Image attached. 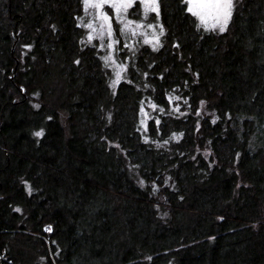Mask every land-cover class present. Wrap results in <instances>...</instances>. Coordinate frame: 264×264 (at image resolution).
<instances>
[{
	"label": "trees",
	"instance_id": "16d2710c",
	"mask_svg": "<svg viewBox=\"0 0 264 264\" xmlns=\"http://www.w3.org/2000/svg\"><path fill=\"white\" fill-rule=\"evenodd\" d=\"M86 20L0 0L2 264H264V0H161L118 79Z\"/></svg>",
	"mask_w": 264,
	"mask_h": 264
},
{
	"label": "rangeland",
	"instance_id": "374dc122",
	"mask_svg": "<svg viewBox=\"0 0 264 264\" xmlns=\"http://www.w3.org/2000/svg\"><path fill=\"white\" fill-rule=\"evenodd\" d=\"M185 1L187 2V0ZM187 4L188 8L192 6L188 2ZM155 6L158 8L156 13L160 12L161 0H157ZM235 6L236 0H234L232 15L226 25H224L222 12H203L202 15H204L206 23H202L200 17H197L207 29L219 30L221 26L226 29L233 16ZM105 13L109 16L108 21L101 18ZM151 13L154 12L150 10V7H146L139 0L131 8L120 12H116L108 5L103 8H92L86 4L87 39L102 49L106 62L113 70L115 79L124 74L130 58V51L138 44L148 43L156 47L162 43L163 27L148 21ZM217 17L219 18L218 24ZM213 25L216 26L213 27Z\"/></svg>",
	"mask_w": 264,
	"mask_h": 264
},
{
	"label": "snow or ice",
	"instance_id": "6c2138e0",
	"mask_svg": "<svg viewBox=\"0 0 264 264\" xmlns=\"http://www.w3.org/2000/svg\"><path fill=\"white\" fill-rule=\"evenodd\" d=\"M137 2L138 0H85V3L89 7L103 8L105 5H108L110 8H114L116 12H120L122 10L126 11ZM139 2H142L146 7H150L152 12L158 11V8L155 6L157 4V0H139ZM187 2L192 5L188 8V11L194 16H199L202 23H206L204 15H202L203 12H222L224 16V25L227 24L228 19L231 17L234 5V0H187ZM101 18L105 21L109 20V16L106 13L102 14ZM218 23L219 18L217 17V24ZM215 26L216 25H213V27ZM219 30L221 32L224 31V26H221ZM37 135H41V133H37ZM17 211L19 210L17 209Z\"/></svg>",
	"mask_w": 264,
	"mask_h": 264
},
{
	"label": "water",
	"instance_id": "95a60500",
	"mask_svg": "<svg viewBox=\"0 0 264 264\" xmlns=\"http://www.w3.org/2000/svg\"><path fill=\"white\" fill-rule=\"evenodd\" d=\"M0 264H2V261H1V259H0Z\"/></svg>",
	"mask_w": 264,
	"mask_h": 264
}]
</instances>
